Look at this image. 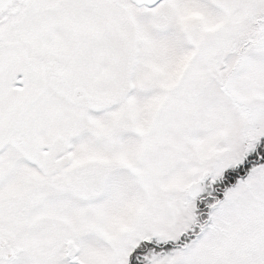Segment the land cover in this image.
<instances>
[{"label":"snow or ice","instance_id":"6c2138e0","mask_svg":"<svg viewBox=\"0 0 264 264\" xmlns=\"http://www.w3.org/2000/svg\"><path fill=\"white\" fill-rule=\"evenodd\" d=\"M0 264H264V0H0Z\"/></svg>","mask_w":264,"mask_h":264}]
</instances>
